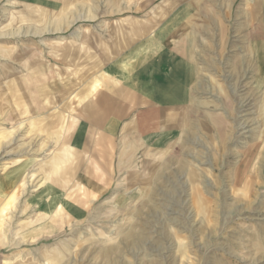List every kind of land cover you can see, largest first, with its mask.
I'll return each mask as SVG.
<instances>
[{
	"label": "rangeland",
	"instance_id": "rangeland-1",
	"mask_svg": "<svg viewBox=\"0 0 264 264\" xmlns=\"http://www.w3.org/2000/svg\"><path fill=\"white\" fill-rule=\"evenodd\" d=\"M0 264H264V0H0Z\"/></svg>",
	"mask_w": 264,
	"mask_h": 264
},
{
	"label": "crops",
	"instance_id": "crops-1",
	"mask_svg": "<svg viewBox=\"0 0 264 264\" xmlns=\"http://www.w3.org/2000/svg\"><path fill=\"white\" fill-rule=\"evenodd\" d=\"M252 19L254 20V17H252ZM253 39L254 38H252V41H253ZM251 40V39H250ZM248 60L250 61V60H254V47L253 46H251L250 45V47H249V52H248ZM172 82V81H171ZM189 84H191V83H189V82H184V83H179V85H175L174 84V87L176 88V89H178V90H180V92H183L184 90H186L187 88H189L190 86H188ZM111 89V91H112V87L110 88ZM177 90V91H178ZM189 92V91H188ZM183 94V93H182ZM34 95V94H33ZM111 95H112V97H113V94H112V92H111ZM115 99L114 100H110V102H112V103H116L117 101H124V100H122L121 98H119L118 97V95H115V97H114ZM181 98H183V96L181 95ZM43 98H42V95H40V94H37V96L36 97H34L33 96V100H31V104H29L28 103V101L27 100H25L24 101V103H25V105L24 106H22V108H24L25 110H23V112L25 111L26 113H28L29 111H31V112H34V113H38V112H42V109H43V107H42V105H41V100H42ZM23 103V104H24ZM22 104V101H21V103H20V105ZM183 104H185V107H187V106H191V101L190 100H188V98L186 99V101L183 103ZM34 105H36V108L35 109H33L32 110V108H33V106ZM17 107H19V106H17ZM29 107H31L30 109H28ZM20 108H21V106H20ZM20 108H18V109H20ZM26 109H28V110H26ZM179 111V110H178ZM178 111H174V113H177ZM59 113V112H58ZM179 113V115H181V114H183V112H182V110L181 111H179L178 112ZM178 115V114H177ZM180 117V119H179V123H180V121H181V119H182V115L181 116H179ZM181 124H182V122H181ZM61 159V158H60ZM63 160H65V158L63 159ZM62 159H61V161H58V163H60L61 164V162L63 161Z\"/></svg>",
	"mask_w": 264,
	"mask_h": 264
},
{
	"label": "bare ground",
	"instance_id": "bare-ground-1",
	"mask_svg": "<svg viewBox=\"0 0 264 264\" xmlns=\"http://www.w3.org/2000/svg\"><path fill=\"white\" fill-rule=\"evenodd\" d=\"M37 94L43 95V94H44V91H43L42 89H38V90L34 93L33 96L36 97ZM24 96H25L24 98L27 99V101L29 102V104H31V100H33V97L31 98V97H29L28 95H24ZM26 99H25V100H26ZM35 108H36V107L33 106L32 110L35 109ZM30 110H31V109H30Z\"/></svg>",
	"mask_w": 264,
	"mask_h": 264
}]
</instances>
